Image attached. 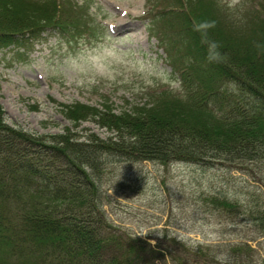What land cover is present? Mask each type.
<instances>
[{
	"label": "trees",
	"instance_id": "obj_1",
	"mask_svg": "<svg viewBox=\"0 0 264 264\" xmlns=\"http://www.w3.org/2000/svg\"><path fill=\"white\" fill-rule=\"evenodd\" d=\"M164 1L179 23L178 36L160 44L178 87L147 88L146 101L120 111L107 102L61 106L73 123L91 119L106 135L29 131L9 124L0 103V264H216L214 251L228 252L231 264H264L257 250L264 202L248 208L238 239L221 242L142 237L104 212L100 177L108 161L264 163V0H241L235 10L219 0ZM83 11L69 0H0V47L26 46L48 30L91 34ZM204 20L216 22L210 37L221 45L220 63L208 62L215 52L193 31V21ZM208 199L215 208L238 207L225 194Z\"/></svg>",
	"mask_w": 264,
	"mask_h": 264
},
{
	"label": "rangeland",
	"instance_id": "obj_2",
	"mask_svg": "<svg viewBox=\"0 0 264 264\" xmlns=\"http://www.w3.org/2000/svg\"><path fill=\"white\" fill-rule=\"evenodd\" d=\"M69 1L83 7L92 35L61 36L48 30L24 47H0V103L9 124L29 131L69 127L78 135L94 131L104 136L108 130L91 119L73 123L66 118L62 104L81 101L101 107L107 102L120 111L146 101L147 88L176 89L160 44L178 36L179 23L170 12L173 5L164 0ZM160 10H165L163 16ZM100 186L107 218L134 234L167 232L188 242H221L238 239L236 229L249 222L248 208L264 202V163L249 168L114 160L105 163ZM212 193L236 198L238 207L215 208L208 201ZM257 250L264 254V239Z\"/></svg>",
	"mask_w": 264,
	"mask_h": 264
},
{
	"label": "clouds",
	"instance_id": "obj_3",
	"mask_svg": "<svg viewBox=\"0 0 264 264\" xmlns=\"http://www.w3.org/2000/svg\"><path fill=\"white\" fill-rule=\"evenodd\" d=\"M239 5H241V0H228L227 6L229 9L235 10ZM215 26L216 22L213 20L193 21V31L201 34L202 45L206 48L211 47L215 52L211 58H208L209 63L222 62V57L224 55V53L220 51V43L210 37V32L213 28H215ZM254 47L257 48V50L261 49V45L259 43H254ZM213 257L216 264H231L230 254L226 251H214Z\"/></svg>",
	"mask_w": 264,
	"mask_h": 264
}]
</instances>
